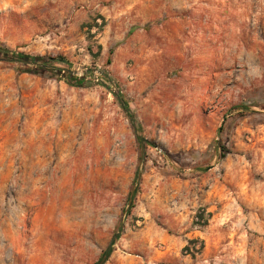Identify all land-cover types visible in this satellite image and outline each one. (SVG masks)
I'll return each mask as SVG.
<instances>
[{"label":"rangeland","instance_id":"374dc122","mask_svg":"<svg viewBox=\"0 0 264 264\" xmlns=\"http://www.w3.org/2000/svg\"><path fill=\"white\" fill-rule=\"evenodd\" d=\"M0 49L86 83L0 59V264H264V0H0Z\"/></svg>","mask_w":264,"mask_h":264},{"label":"trees","instance_id":"16d2710c","mask_svg":"<svg viewBox=\"0 0 264 264\" xmlns=\"http://www.w3.org/2000/svg\"><path fill=\"white\" fill-rule=\"evenodd\" d=\"M97 19H94V22ZM90 28L92 27H96L98 30L101 29L102 25H96V23H94L93 25H89ZM99 49V47H98ZM0 59L1 60H5V61H9V62H17V63H21V64H26V65H32L35 66L37 69L41 70V71H46L49 72L51 75L59 77L61 73H63V78L65 80V83L71 87H76V88H82L85 86V78L84 77H75L73 75H71L69 73V71H60L56 68H54L52 66V63L54 61H61L65 64H68L66 61H64L61 58H51V57H47V56H30V55H26L23 53H17V52H12L6 49H0ZM102 77L108 81H110V78L108 75H106L105 73H102ZM103 82V81H102ZM117 99L118 101L121 103V106L123 108V110L128 114V117L131 121V123H133V115L128 111V108L126 107L125 103L121 100V97L119 95H117ZM147 145L146 142H140L138 141V168H140L141 166V159H142V155H143V146ZM137 182L138 179L135 178L133 181V185L129 191V203L131 202L134 192H135V188L137 186ZM128 212V211H127ZM197 224H202V225H206V222L204 221V215L203 214H198V219H197ZM189 244L194 245L195 244V240H190ZM202 247V244H200V248ZM111 253L110 251H104L103 256L108 257L109 254ZM99 260L95 263L98 264Z\"/></svg>","mask_w":264,"mask_h":264},{"label":"water","instance_id":"95a60500","mask_svg":"<svg viewBox=\"0 0 264 264\" xmlns=\"http://www.w3.org/2000/svg\"><path fill=\"white\" fill-rule=\"evenodd\" d=\"M142 141H146L145 139H142ZM110 247H111V244L109 245V247L107 248V251L110 249ZM105 257L106 256H103V258L100 260V262L98 263V264H102L103 262H104V260H105Z\"/></svg>","mask_w":264,"mask_h":264}]
</instances>
